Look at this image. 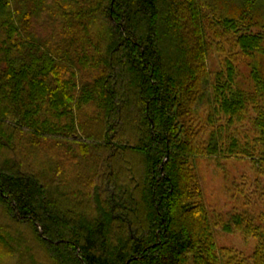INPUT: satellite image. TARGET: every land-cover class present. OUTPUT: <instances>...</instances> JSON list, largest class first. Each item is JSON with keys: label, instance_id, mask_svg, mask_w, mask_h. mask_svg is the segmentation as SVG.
Wrapping results in <instances>:
<instances>
[{"label": "trees", "instance_id": "obj_1", "mask_svg": "<svg viewBox=\"0 0 264 264\" xmlns=\"http://www.w3.org/2000/svg\"><path fill=\"white\" fill-rule=\"evenodd\" d=\"M212 156L264 167V0H0V264H221L216 226L264 264Z\"/></svg>", "mask_w": 264, "mask_h": 264}, {"label": "rangeland", "instance_id": "obj_2", "mask_svg": "<svg viewBox=\"0 0 264 264\" xmlns=\"http://www.w3.org/2000/svg\"><path fill=\"white\" fill-rule=\"evenodd\" d=\"M229 48V45H226ZM225 53L213 50L209 66L214 71L221 69ZM204 191V200L213 221L221 224L235 213L264 214V167L249 158L212 156L194 159ZM77 168V169H76ZM70 178L81 171L77 165ZM261 169V170H260ZM78 170V171H77ZM215 236L221 264H253L251 256L258 245L255 237H246L240 231L225 232L215 227Z\"/></svg>", "mask_w": 264, "mask_h": 264}]
</instances>
